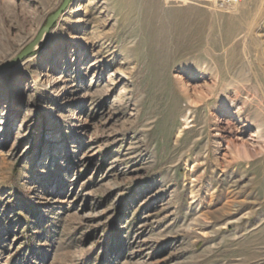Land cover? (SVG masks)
<instances>
[{
  "label": "rangeland",
  "instance_id": "obj_1",
  "mask_svg": "<svg viewBox=\"0 0 264 264\" xmlns=\"http://www.w3.org/2000/svg\"><path fill=\"white\" fill-rule=\"evenodd\" d=\"M0 0V264H264V0ZM70 10V11H69Z\"/></svg>",
  "mask_w": 264,
  "mask_h": 264
},
{
  "label": "water",
  "instance_id": "obj_2",
  "mask_svg": "<svg viewBox=\"0 0 264 264\" xmlns=\"http://www.w3.org/2000/svg\"><path fill=\"white\" fill-rule=\"evenodd\" d=\"M71 0H64L62 5L60 6V8L53 13L52 15H50L46 21L45 26L43 27V29L41 30L40 34L38 35V37L35 39V41L29 45L17 58L20 59L21 57H23L24 55H27L29 52H31L33 50V47L41 41V39L46 35V33L49 31V29L55 24V22L57 21V19L59 18L61 12L66 8V6L69 4Z\"/></svg>",
  "mask_w": 264,
  "mask_h": 264
},
{
  "label": "built area",
  "instance_id": "obj_3",
  "mask_svg": "<svg viewBox=\"0 0 264 264\" xmlns=\"http://www.w3.org/2000/svg\"><path fill=\"white\" fill-rule=\"evenodd\" d=\"M214 1L216 2V5L220 8H228L240 2V0H214Z\"/></svg>",
  "mask_w": 264,
  "mask_h": 264
},
{
  "label": "bare ground",
  "instance_id": "obj_4",
  "mask_svg": "<svg viewBox=\"0 0 264 264\" xmlns=\"http://www.w3.org/2000/svg\"><path fill=\"white\" fill-rule=\"evenodd\" d=\"M77 2H78V0H74V4L70 7L71 8V10L72 9H77ZM70 11V10H69Z\"/></svg>",
  "mask_w": 264,
  "mask_h": 264
}]
</instances>
